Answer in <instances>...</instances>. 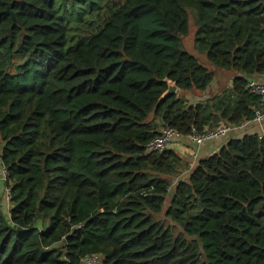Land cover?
<instances>
[{
	"label": "trees",
	"instance_id": "1",
	"mask_svg": "<svg viewBox=\"0 0 264 264\" xmlns=\"http://www.w3.org/2000/svg\"><path fill=\"white\" fill-rule=\"evenodd\" d=\"M189 11L195 49L236 75L196 104L180 93L215 73L181 47ZM263 74L264 0H0V264H264V132L194 164L147 152L251 123Z\"/></svg>",
	"mask_w": 264,
	"mask_h": 264
},
{
	"label": "crops",
	"instance_id": "2",
	"mask_svg": "<svg viewBox=\"0 0 264 264\" xmlns=\"http://www.w3.org/2000/svg\"><path fill=\"white\" fill-rule=\"evenodd\" d=\"M211 71L215 73L214 80L212 81V83L210 84V86L207 88V90L204 93H199V92L185 93L186 95H184L183 98H185L186 101L189 99L190 102L187 101L188 104H196L198 102L207 100L210 97L217 94L220 90L230 87L232 78L236 76L233 72L216 70L214 68L211 69ZM250 81L263 84L264 74L259 77L250 78L248 83ZM247 89H248V84H247ZM263 132H264V123L258 124V123L251 122V123H246L243 129L237 132H231L222 138L208 141L204 143L203 145H201L200 147L195 146L188 138L183 137L181 138L180 141H175L173 146L170 149L177 152L188 163L194 164L199 159H205L217 153L219 149L225 146L230 140L240 139L244 135L261 134ZM1 195L3 194L1 192V186H0V196ZM4 202L5 201L2 202V200L0 201V205H2V207H4V204H5Z\"/></svg>",
	"mask_w": 264,
	"mask_h": 264
},
{
	"label": "built area",
	"instance_id": "3",
	"mask_svg": "<svg viewBox=\"0 0 264 264\" xmlns=\"http://www.w3.org/2000/svg\"><path fill=\"white\" fill-rule=\"evenodd\" d=\"M248 89L249 91L256 95L259 98V106L254 110V119L252 122L263 124L264 123V83L259 84L253 81H250L248 83ZM245 124L238 125V126H229V127H219L216 130L212 132L205 133L204 135H199L196 133L195 130H193V133L188 136L187 138L197 147H200L204 143L219 139L227 135L231 132H237L241 129H243ZM181 137L177 132H175L172 129H165L161 131L160 135L152 140L151 143L147 146V152H162L167 149H170L175 141H180ZM8 178V171L5 167L2 166L0 163V186H1V200H5L4 207H8L7 211L9 210V197L10 192L9 188L6 187V181ZM177 181L175 180L173 182V185ZM0 200V201H1ZM80 264H100V258L98 256H88L85 257Z\"/></svg>",
	"mask_w": 264,
	"mask_h": 264
},
{
	"label": "rangeland",
	"instance_id": "4",
	"mask_svg": "<svg viewBox=\"0 0 264 264\" xmlns=\"http://www.w3.org/2000/svg\"><path fill=\"white\" fill-rule=\"evenodd\" d=\"M188 22H189L188 34L186 36L182 37L181 47H182L183 51H185L186 53L195 57L198 60V62L200 63V65H202L203 67H205L206 69L211 71V69H213V66L208 62V60L206 59L204 54H200L194 47V36H195V32H196V25H195L194 17L190 11H189ZM184 95H186V94H184ZM184 95L182 93H180L181 98H183ZM183 99L185 100V98H183ZM187 101L190 102L189 99ZM185 174H187V172H185ZM173 188H174V186L171 185L170 190H169L170 196L172 195L171 192L173 191ZM3 201H5V200L2 199V202ZM167 204L168 203L165 204L166 206H164V210H163L162 214L157 217V220L162 221L166 226L170 227L172 232L174 233V235H176V236L181 235V229L178 226H176L175 224H173L171 221L167 220L165 215H164ZM1 208H2V211L4 213H8V211H7L8 207H2V205H1Z\"/></svg>",
	"mask_w": 264,
	"mask_h": 264
},
{
	"label": "water",
	"instance_id": "5",
	"mask_svg": "<svg viewBox=\"0 0 264 264\" xmlns=\"http://www.w3.org/2000/svg\"><path fill=\"white\" fill-rule=\"evenodd\" d=\"M8 14H10L12 20H13V23L14 24H17V21L14 17V15L10 12H8ZM178 91V88L176 87V85L170 81H168V89L166 91V93L163 95V97H167V96H170V95H175Z\"/></svg>",
	"mask_w": 264,
	"mask_h": 264
}]
</instances>
